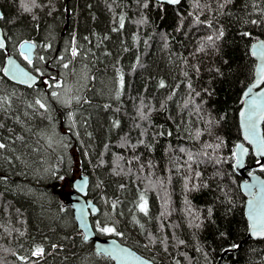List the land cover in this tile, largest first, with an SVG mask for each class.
<instances>
[{
    "label": "trees",
    "instance_id": "trees-1",
    "mask_svg": "<svg viewBox=\"0 0 264 264\" xmlns=\"http://www.w3.org/2000/svg\"><path fill=\"white\" fill-rule=\"evenodd\" d=\"M198 2L36 0L32 7L31 0H0L9 49L40 76L32 87L7 77L0 49V96L11 99L0 109L7 145L0 149V264H115L84 239L68 204L81 172L90 175L89 195L101 207L103 193L110 207L111 224L91 217L97 233L119 237L156 264H264V238H246V196L234 165L242 93L256 66L250 47L264 38V0ZM23 40L36 43L31 65L18 52ZM71 69L79 140L67 124L70 109L51 95L61 88L49 86L66 81ZM190 98L199 110L184 107ZM53 133L62 146L47 141ZM221 141L215 151L204 147ZM257 162L251 150L247 164ZM262 166L254 170L264 176ZM94 176L100 191L92 189ZM142 196L147 214L138 207ZM37 246L45 249L39 258L32 255Z\"/></svg>",
    "mask_w": 264,
    "mask_h": 264
},
{
    "label": "water",
    "instance_id": "water-1",
    "mask_svg": "<svg viewBox=\"0 0 264 264\" xmlns=\"http://www.w3.org/2000/svg\"><path fill=\"white\" fill-rule=\"evenodd\" d=\"M160 2H164L170 5H176L168 3L167 0H157ZM182 0H180L181 2ZM0 13L2 10L0 8ZM0 40H3L6 50V58L4 67L12 68L13 65H9L8 61L12 60L15 62V66H18L16 71V78H13L12 73L4 74L17 83H21L26 86H35L40 82V76L31 70L28 66L23 64L20 59L9 49L7 40L5 37L4 29L0 24ZM25 41L29 42V44H35V47L29 50L28 48L22 49L20 46ZM19 51L24 52L27 55H30L33 59L36 50V43L32 40H23L20 42ZM250 52L252 56L256 59L255 73L253 81L244 89L242 93L243 102L238 112V120L241 130L242 139L237 141L235 144V169L236 172L242 176V180L240 182V187L243 194L246 196L244 210L246 217L249 221V230L246 236L247 239H257L264 238V236H258L254 234L252 228V216L258 215L261 218H264V176L257 171L249 170V166L246 163L247 156L252 149L254 155L259 159V162H264V145L260 143V138L264 137L263 130V121L264 118H258L254 114V107L251 104V101L255 98L261 105V110L264 111V81L260 80V69L264 67V38H259L255 40L251 47ZM253 52H256V55H253ZM19 70H23V72H27L32 76L36 77V80L33 82L25 83L26 79ZM252 89L249 92V89ZM247 93V95H245ZM242 113H247L252 117V121L256 123L257 133L256 137H251L248 132H246V117L241 115ZM256 142H253V141ZM237 145H242L243 151L241 154V150L237 148ZM258 162V163H259ZM86 179V183L84 182ZM88 186H89V176L85 173L79 174L73 180V189L69 192L68 204L71 206L74 214V218L76 220L78 229L82 231L87 239L92 240L94 242V248L97 253L104 254L109 256L115 264H155V262L135 250L128 244L120 241L116 236H100L97 234L95 227L92 223L91 217L96 215L100 211V207L97 202L93 200L92 197L88 196ZM95 209V211H93ZM243 241H241L237 248L242 246ZM236 247H231L224 250L220 256V261L226 255V253L230 251H234L237 249ZM111 250V251H105Z\"/></svg>",
    "mask_w": 264,
    "mask_h": 264
},
{
    "label": "snow or ice",
    "instance_id": "snow-or-ice-1",
    "mask_svg": "<svg viewBox=\"0 0 264 264\" xmlns=\"http://www.w3.org/2000/svg\"><path fill=\"white\" fill-rule=\"evenodd\" d=\"M168 3H171V4H179L180 3V0H167ZM31 6L32 7H36L37 4H36V0H31ZM197 7H199V2L197 0ZM224 5L221 4L220 7H223ZM25 7V11H31L32 10V7H29L28 4H25L24 5ZM3 13H0V19H3ZM198 19V18H197ZM253 23H255L253 21ZM119 24H120V28H123L124 26V19L123 17H120L119 18ZM116 30V29H114ZM244 35H249L248 33H244ZM221 36H223V31H220L219 33V36L216 37V39H219ZM208 41H213V37L212 36H209L208 38ZM5 47V44L3 42V40H0V49H3ZM22 49L24 48H28L29 50H31V48L35 47V44H29V42L25 41L23 44H21L20 46ZM44 47H51L50 44L48 45H44ZM203 50V49H201ZM257 53L256 52H253V55H256ZM262 55H264V53H261ZM21 55H23V58L25 61H27V63L29 65H31L33 63V59L30 55H26L24 54V52H21ZM79 55V51L76 47H73L71 49V56L72 57H76ZM38 59L40 61H43L44 60V57L43 56H40L38 57ZM61 60L64 59V57H60ZM9 65H13L12 68H5L3 69V71L5 73H12L13 74V78L15 79L16 78V71H17V68L18 66H15V62L12 61V60H9L8 61ZM71 63V61H69L68 63H64L63 64V67L65 69H68L69 68V64ZM35 71L39 72V69L36 68L34 69ZM20 73L26 78L24 80L25 83H29L30 82H33L36 80V77L35 76H32L30 75L29 73L27 72H23V70H19ZM218 71V70H217ZM260 80L258 81V83L260 81H264V67H262L260 69ZM41 75H43V73H40ZM185 75H187V73H185ZM123 83H124V79H123V75H121L120 77V81H119V84H120V88L122 89L123 87ZM31 86V85H30ZM50 87H55V88H62L64 89V95L67 96L68 93H70L72 91V89L70 87H68L67 85L64 84V82L62 81H56L53 85H49ZM160 87H165V84L163 81L160 82ZM188 88L191 89V85L189 84L188 85ZM249 92L252 91V89L250 88L248 90ZM194 92V90H193ZM51 95L53 97H56L57 99H61L63 103L65 104H70L72 100H76L77 102H79L80 100V97L79 96H73V97H69L68 99H63L61 97V93L60 92H57V91H53L51 93ZM119 95L120 93L118 92L117 93V99L119 98ZM200 93L196 92L195 93V96H199ZM245 95H247V93H245ZM169 99H171V96L169 97ZM189 103L195 105V101L194 99H189V100H186L185 101V104H184V107L187 108ZM11 104V99L9 97H6V96H0V109H4L5 108V105H10ZM251 104L254 107V114L258 117V118H264V111L261 110L262 108V105L254 98L252 101H251ZM35 105H38L40 109H44L45 111H47V105L45 103H43L40 99H37L35 101ZM31 107V105H30ZM161 107H163V105H161ZM195 107L197 108V110H199V105H195ZM140 115H141V118L142 119H147L148 117L143 113V111L141 110L140 112ZM241 115L245 116L246 117V132H248L250 134L251 137H256L258 135L257 133V128H256V123L254 121H252V117L249 116L247 113H242ZM208 123H211V120L208 121ZM3 125L0 124V127H2ZM114 126H119V122L116 121ZM159 135L163 136L165 134H167L168 136H171L172 135V132L171 131H167L166 133L164 131H161L158 133ZM200 135H202V133L197 130L196 131V134H195V138H199ZM20 139H23V137H21ZM141 143H143V141H140ZM253 142H256L255 140ZM223 142L221 141L220 143H216V144H205L204 147L206 149H212L213 151H215L216 149H219L221 147V144ZM260 143L262 145H264V137L260 138ZM7 148V145L3 142H0V149H5ZM237 148L241 150V154L243 153V151H246V149H243V146L242 145H237ZM181 151H183V149H181ZM203 155L204 156H207L208 155V152L205 151L203 152ZM138 159V158H137ZM188 160H194V156L189 153L188 154ZM131 162V161H130ZM262 168H264V166H262ZM197 175H199V173H197ZM0 179H6V177H0ZM59 179H64V177H59ZM86 183V179L84 181ZM141 203L139 204V209L140 211L144 212L145 214H147L148 212V206H147V200L142 196L141 197ZM115 206V205H113ZM93 211H95V209H93ZM209 214H211V212L209 211ZM252 228H253V231H254V234L255 235H258V236H264V218H261L260 216L258 215H253L252 216ZM99 231L102 232V233H116L117 235H121V233H117L116 232V229L115 227H101L99 228ZM85 239H87V237H85ZM183 243V242H181ZM233 247H236L235 245H233ZM105 251H111V250H105ZM44 252H45V249L42 247V246H37L35 248V250L32 252V255L39 258V257H42L44 255ZM21 260L24 259V257H20Z\"/></svg>",
    "mask_w": 264,
    "mask_h": 264
},
{
    "label": "rangeland",
    "instance_id": "rangeland-1",
    "mask_svg": "<svg viewBox=\"0 0 264 264\" xmlns=\"http://www.w3.org/2000/svg\"><path fill=\"white\" fill-rule=\"evenodd\" d=\"M72 45H70V47H69V53H70V55H71V49L73 48V47H76L75 46V44H74V40H72ZM21 58L22 59H24L23 58V55H21ZM22 61V60H21ZM26 64V63H25ZM73 71H72V69L69 71V73L67 74V80L66 81H64V84L65 85H67L68 87H70L71 89H72V91L70 92V93H68L67 94V96H65L64 95V89H62L61 88V91H60V93H61V97L63 98V99H68L69 97H72V95L74 94V91H75V86H74V83L76 82V79H75V77H74V79H73ZM75 76V75H74ZM55 99L57 100V102H59L60 104H62V105H66V107H68L70 110H69V117H68V122H67V124H68V126H70L71 128H72V130H73V132H75V135H74V137H76V138H78V140L80 139V135H79V132H78V128H77V125H76V121H75V119H74V114H73V109H72V104H73V100L71 101V103L70 104H65V103H63L62 102V100L61 99H57L56 97H55ZM75 121V122H74ZM48 139H47V141L52 145V146H54V148H58L59 146H62V143H59L58 141H57V139H58V137L53 133L52 135L51 134H47V136H46ZM70 142V140L68 141V143ZM61 148V147H60ZM79 175V174H78ZM77 175V176H78ZM76 176V177H77ZM97 188V190L98 191H100V183H99V181H98V179L96 178V176H94V184H93V188L92 189H96ZM73 189V186H72V188L70 189V190H72ZM69 190V191H70ZM69 193V192H68ZM100 199H101V202H102V205H101V208H102V211L100 212V213H98L97 214V218H98V223H103V222H105V223H108V225L109 224H111V222H112V220H110V219H107L106 218V216L105 215H107L108 213H110V207L108 206V203H107V200H106V198H105V196H104V194L103 193H101V197H100ZM101 226V225H100ZM104 226V225H103ZM102 226V227H103ZM106 227V226H105ZM108 227H110V226H108ZM106 236H110V235H106ZM115 236V235H114ZM117 237V236H116ZM119 238V237H118ZM120 239V238H119ZM121 240V239H120ZM132 246V245H131ZM138 250V249H137ZM139 251V250H138ZM151 258V257H150ZM153 260H155L154 258H152Z\"/></svg>",
    "mask_w": 264,
    "mask_h": 264
},
{
    "label": "bare ground",
    "instance_id": "bare-ground-1",
    "mask_svg": "<svg viewBox=\"0 0 264 264\" xmlns=\"http://www.w3.org/2000/svg\"><path fill=\"white\" fill-rule=\"evenodd\" d=\"M157 1V0H156ZM160 2V1H159ZM24 54H26V53H24ZM27 55V54H26ZM35 56V55H34ZM34 58V57H33ZM20 61H21V59H20ZM22 62V61H21ZM23 63V62H22ZM24 64V63H23ZM242 102H243V98H242ZM242 105V104H241ZM241 107V106H240ZM240 109V108H239ZM75 122V121H74ZM252 150V149H251ZM251 150H250V152H251ZM249 152V153H250ZM253 152V151H252ZM254 154V153H253ZM248 156H249V154H248ZM248 156H247V158H248ZM255 156V155H254ZM256 157V156H255ZM257 158V157H256ZM246 163H247V159H246ZM259 163L257 162L256 163V165H258ZM248 166H249V170H253V171H256V170H254V168H255V164L254 165H249V164H247ZM258 172V171H257ZM81 173H84V172H81ZM81 173H79V174H81ZM86 175H88L89 176V185H90V175L89 174H87V173H85ZM261 174V173H260ZM76 178V177H75ZM74 180V179H73ZM71 191V190H70ZM69 191V192H70ZM88 196H90L89 195V186H88ZM90 197H92V196H90ZM93 198V197H92ZM68 199H69V193H68ZM93 200H94V198H93ZM95 201V200H94ZM96 202V201H95ZM98 203V202H97ZM98 205H99V203H98ZM99 207H100V205H99ZM100 209H101V207H100ZM100 212V211H99ZM96 230V229H95ZM97 232V231H96ZM98 234V233H97ZM248 234V233H247ZM99 235V234H98ZM100 236H102V235H100ZM110 236H114V235H110ZM104 237H106V236H104ZM118 238V237H117ZM121 241V240H120ZM241 241H243L244 242V240H240V242ZM239 242V243H240ZM124 243V242H123ZM125 244H127V243H125ZM243 244V243H242ZM128 245H130V244H128ZM239 245V244H238ZM131 246V245H130ZM131 247H133V246H131ZM233 247V246H232ZM238 246H236V248H237ZM134 248V247H133ZM229 248H231V247H229ZM135 249V248H134ZM226 249H228V248H226ZM225 249V250H226ZM238 249V248H237ZM135 250H137V249H135ZM138 251V250H137ZM235 251V250H234ZM139 252V251H138ZM97 253V252H96ZM141 253V252H140ZM98 254H101V253H98ZM142 254V253H141ZM104 255V254H103ZM144 255V254H143ZM106 256V255H105ZM146 256V255H145ZM148 257V256H147ZM150 258V257H149ZM152 259V258H151ZM220 259V258H219ZM153 260V259H152ZM154 262H155V264H156V261L155 260H153ZM219 262H221L220 260H219Z\"/></svg>",
    "mask_w": 264,
    "mask_h": 264
},
{
    "label": "flooded vegetation",
    "instance_id": "flooded-vegetation-1",
    "mask_svg": "<svg viewBox=\"0 0 264 264\" xmlns=\"http://www.w3.org/2000/svg\"><path fill=\"white\" fill-rule=\"evenodd\" d=\"M20 44V43H19ZM19 44H18V46H19ZM18 58H19V55H18V53H16V52H14V51H12ZM18 52H19V54H21V52L19 51V48H18ZM20 59V58H19ZM100 211H101V209H100Z\"/></svg>",
    "mask_w": 264,
    "mask_h": 264
}]
</instances>
